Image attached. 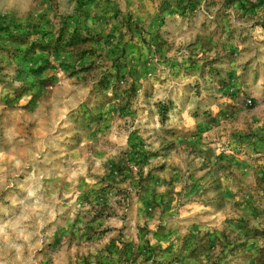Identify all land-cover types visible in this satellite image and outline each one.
<instances>
[{
	"label": "rangeland",
	"instance_id": "rangeland-1",
	"mask_svg": "<svg viewBox=\"0 0 264 264\" xmlns=\"http://www.w3.org/2000/svg\"><path fill=\"white\" fill-rule=\"evenodd\" d=\"M252 5L0 0V175L43 182L63 208L31 259L3 264H264ZM41 139L51 164L32 172ZM81 170L74 189L56 181Z\"/></svg>",
	"mask_w": 264,
	"mask_h": 264
},
{
	"label": "clouds",
	"instance_id": "clouds-1",
	"mask_svg": "<svg viewBox=\"0 0 264 264\" xmlns=\"http://www.w3.org/2000/svg\"><path fill=\"white\" fill-rule=\"evenodd\" d=\"M259 2L260 0H253V5L249 9L257 8ZM241 22L247 25V33L253 36L256 35V30L264 33V12H257L255 15L247 17L243 16ZM253 71L259 73V68H254ZM256 83L259 87L253 96L259 97L264 94V80H260L257 76ZM244 102L251 104L252 100L242 96L241 103ZM52 131H55V128ZM17 135L18 133L14 131L11 134L6 133L7 143L11 145ZM47 135L48 133H45V136ZM49 146L54 147L55 145L45 143L41 139L35 145L36 151L29 152L32 172H39L51 164L49 154L46 152V148ZM11 151H16L14 146L11 147ZM4 156L5 153L0 151V159H3ZM12 159L15 161L16 167H19L20 161L16 160L15 156ZM23 171L24 175L30 178L28 168L25 167ZM82 171L79 173L77 171L60 172L56 176V181L66 182L74 189ZM3 172L4 169L0 168V173ZM43 180L44 177H41V181ZM70 194L69 192L68 195ZM61 202L58 191L45 187L43 182L26 186L19 180L6 182L4 176L0 175V264H3V256L6 251H15V260L23 261V252L27 249L29 251L28 258L31 259V254L41 247L44 230L57 220L58 215L62 214L63 208L58 207ZM21 224L25 226L21 228Z\"/></svg>",
	"mask_w": 264,
	"mask_h": 264
}]
</instances>
